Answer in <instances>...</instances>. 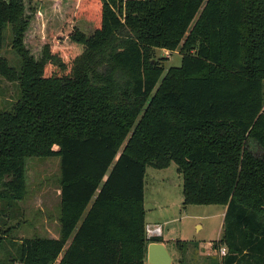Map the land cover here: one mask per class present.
Here are the masks:
<instances>
[{"label":"trees","instance_id":"obj_1","mask_svg":"<svg viewBox=\"0 0 264 264\" xmlns=\"http://www.w3.org/2000/svg\"><path fill=\"white\" fill-rule=\"evenodd\" d=\"M27 1L0 0V49L10 24L19 55L0 77L20 90L0 109V217L27 196L28 160L59 156L60 228L0 230V264H145L162 241L146 235V168L171 162L184 205L226 208L221 263L264 264V0H64L39 57ZM155 48L181 64L163 74Z\"/></svg>","mask_w":264,"mask_h":264},{"label":"rangeland","instance_id":"obj_2","mask_svg":"<svg viewBox=\"0 0 264 264\" xmlns=\"http://www.w3.org/2000/svg\"><path fill=\"white\" fill-rule=\"evenodd\" d=\"M73 1V0H71ZM29 6L35 8L34 11ZM66 1H27V12L32 14L25 41L36 57L40 56L42 37L62 27L65 19ZM87 35L95 30L94 20L79 16L74 22ZM10 24L4 29V44L0 56L17 66L19 55L13 49ZM154 58L164 68L165 74L172 66H179L182 54L179 49L155 48ZM0 109H9L19 97L16 81L0 77ZM57 147V146H56ZM60 157L30 158L27 169V196L18 208L9 211V217H0V230H7L8 237L18 241L25 237H51L58 234L60 224ZM183 175L178 165L171 162L168 167L147 166L145 173L146 223H161L163 238L173 257L171 264H214L224 258L214 250L223 232L224 206L219 204H183ZM12 227V228H11ZM201 246H199L198 244ZM203 247V248H202ZM207 248L209 250H207ZM3 249L0 256H3ZM146 264H150L146 258Z\"/></svg>","mask_w":264,"mask_h":264},{"label":"water","instance_id":"obj_3","mask_svg":"<svg viewBox=\"0 0 264 264\" xmlns=\"http://www.w3.org/2000/svg\"><path fill=\"white\" fill-rule=\"evenodd\" d=\"M148 258L151 264H170L171 256L162 242H151L148 246Z\"/></svg>","mask_w":264,"mask_h":264},{"label":"built area","instance_id":"obj_4","mask_svg":"<svg viewBox=\"0 0 264 264\" xmlns=\"http://www.w3.org/2000/svg\"><path fill=\"white\" fill-rule=\"evenodd\" d=\"M162 234H163V225L161 223H149L146 225V235L148 239L162 236ZM219 252L221 253L222 256L226 255L227 253L226 247H221Z\"/></svg>","mask_w":264,"mask_h":264},{"label":"crops","instance_id":"obj_5","mask_svg":"<svg viewBox=\"0 0 264 264\" xmlns=\"http://www.w3.org/2000/svg\"><path fill=\"white\" fill-rule=\"evenodd\" d=\"M60 190V189H59ZM60 202V201H59ZM144 203H145V201H144ZM145 205V204H144ZM59 208H60V204H59ZM225 211H226V208H224V211L222 212V215H223V217H224V215H225ZM224 220V219H223ZM158 223V222H157ZM146 225H147V223H146ZM51 237H53V238H58L59 237V233L58 234H51L50 235ZM158 237H160L161 239L163 238V236H158ZM151 242H154V241H151ZM150 242V243H151ZM159 242H162L164 245H165V247H166V243L164 242V240H162V241H159ZM149 243V244H150ZM198 244V243H197ZM199 246H201L200 244H198ZM149 246V245H148ZM214 246V250H211V251H207V255H212V253L214 252V253H216V251L218 250V252H219V250L220 249H217V247H216V245L214 244L213 245ZM203 248V247H202ZM166 249H167V247H166ZM168 250V249H167ZM207 250H209L208 248H207ZM168 253L170 254V256H171V263H172V261H173V257H172V255H171V253L168 251ZM219 254L221 255V253L219 252ZM222 256V255H221ZM148 257V250H147V256H146V258ZM170 263V264H171ZM145 264H146V260H145ZM151 264V263H150ZM214 264H222L221 263V261H219V263H217V262H215Z\"/></svg>","mask_w":264,"mask_h":264}]
</instances>
